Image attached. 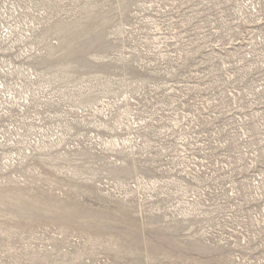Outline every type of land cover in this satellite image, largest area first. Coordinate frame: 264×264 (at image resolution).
I'll return each mask as SVG.
<instances>
[{"label":"rangeland","instance_id":"1","mask_svg":"<svg viewBox=\"0 0 264 264\" xmlns=\"http://www.w3.org/2000/svg\"><path fill=\"white\" fill-rule=\"evenodd\" d=\"M0 264H264V0H0Z\"/></svg>","mask_w":264,"mask_h":264}]
</instances>
